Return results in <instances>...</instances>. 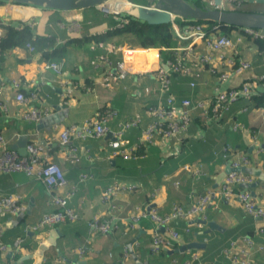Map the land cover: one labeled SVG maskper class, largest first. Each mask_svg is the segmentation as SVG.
I'll return each instance as SVG.
<instances>
[{
  "label": "crops",
  "instance_id": "0c3cea01",
  "mask_svg": "<svg viewBox=\"0 0 264 264\" xmlns=\"http://www.w3.org/2000/svg\"><path fill=\"white\" fill-rule=\"evenodd\" d=\"M13 5L0 4V39H8L11 28L26 25V35L44 48L31 52L23 45L0 53V137L4 149L19 156L26 155L28 143L45 146L43 157L61 168L67 184L50 194L35 173L0 172V196L16 194L24 207L20 214L0 215V246L6 248L0 250V264H231L229 245L243 237L252 241L254 264H264V232H259L264 216L253 217L237 198L217 193L236 158L245 156L243 167L260 169L264 175L263 104L255 97L241 98L216 113L210 105L219 91L264 75V45L230 30L236 56L223 51L218 74L205 66L172 77L174 106L179 109L185 99L192 103L187 130L168 138L156 131L147 142L143 135L158 120L150 107H165V95L154 77L163 62L159 49L130 46L124 39L115 44L89 41L118 22L99 9L63 12ZM224 9L235 10L226 4ZM237 10L264 13V0H245ZM112 46H129L132 53L123 56ZM194 49L203 51V45ZM240 61L249 68L237 74L233 70ZM49 62L61 67V78L47 67ZM119 62H125L127 76L110 87L102 85V78L115 72ZM227 72L229 79L219 80ZM18 93L24 96L21 102ZM30 109L40 111L38 122L24 117ZM108 113L105 136L79 134L87 122ZM71 126L76 127L71 142L78 161H73L69 147L57 143L58 132ZM118 134L127 141L121 149L129 152L128 159L109 146ZM244 174L251 182L241 189L264 209V176ZM115 186L134 188L104 201L102 194ZM209 192L214 194L202 213L174 220L166 229L149 215L134 218L152 209L160 216L169 214L176 205L189 206ZM55 195L66 198L78 218L40 226L45 215L62 212L53 204ZM95 217L108 223L109 234L90 232ZM168 229L178 233L177 241L167 235ZM157 234L170 241L169 248L152 250ZM194 255L197 261L191 260Z\"/></svg>",
  "mask_w": 264,
  "mask_h": 264
},
{
  "label": "built area",
  "instance_id": "2783aa9c",
  "mask_svg": "<svg viewBox=\"0 0 264 264\" xmlns=\"http://www.w3.org/2000/svg\"><path fill=\"white\" fill-rule=\"evenodd\" d=\"M199 1L201 5L214 8L218 10H225L224 6L231 5L235 10L239 9L241 4L245 0H195ZM208 3V4H207ZM126 10H128L127 5L122 3ZM15 8L20 7L18 4L13 5ZM103 11L106 15L121 14L119 11L113 9L111 4H108ZM123 19L117 24V27H122ZM220 24L214 25L213 30H216ZM173 30L177 38L182 42L177 48L173 50L178 54V56L173 61H163L162 64L158 66L155 70L154 77L158 79L159 92L165 95V107L152 108L150 107V113L158 117L152 125L145 131L143 135V140L150 142L154 133L158 131L162 133L164 137H170L172 134L185 133L188 127V121L190 117V111L192 108V103L190 100L185 99L179 109L174 106V97L170 93L171 76L172 73H178V75H191L193 71H199L205 66H209V72L218 74L216 67L219 65L220 61L224 58L223 51L229 50L232 52V57L236 56V49L233 40L228 35H214L206 36V24L201 22L191 21L184 25L182 29H179L173 23ZM22 28V25L15 27ZM190 28V29H189ZM17 30V29H16ZM238 31L237 33L241 37L249 38L253 41H261L264 43V31L250 28H233L231 31ZM203 45V51H198L194 49L195 45ZM29 51L33 52L34 49L31 45H25ZM112 49L120 51L123 56H129L132 53V48L128 47H114ZM166 50V49H164ZM232 60V59H231ZM232 61L229 60V65L232 66ZM47 67L52 69L56 76L62 77L61 67L55 62H49ZM249 68V64L240 61L237 68L233 71L239 74L243 70ZM128 74V69L125 67V62H119L116 67V71L110 73L108 76L102 78L101 84L110 87L117 81L124 79ZM229 79V73H222L219 76V80ZM192 84V83H191ZM193 85V84H192ZM191 85V86H192ZM264 88V75L258 77L256 80H246L242 82L239 86L231 87L225 91H219L215 96L214 100L210 103L212 106L213 113L220 111L227 107L229 103L238 101L241 98L250 99L253 96H258L260 92L258 88ZM264 95V93H263ZM23 94L18 93L16 95V100L23 101ZM199 107H203V103H198ZM264 108V102H263ZM107 115H100L97 120L87 122L82 128L78 129L79 134H85L91 138H100L107 134V129L104 127L103 123L106 122ZM24 117L32 122H38L42 118L40 111L37 109H30L24 112ZM131 124H125L124 128L129 127ZM76 127H68L58 132L57 143L60 147H69V152L73 161H78L76 158V149L72 147L71 137L75 133ZM120 135L114 136V140L109 144V146L114 149V154L123 155L124 159H128L129 152L121 149L127 144V141L121 139ZM0 172L10 173L21 171L26 176H31L33 173L36 174L38 180L44 185L46 191L50 194L56 193L57 191L63 189L67 180L61 168L50 158L43 157L45 146L40 144L28 143L26 145V155L19 156L16 152L7 151L4 149V142L0 137ZM237 160L230 163L231 168H239L246 166L248 160L245 156L236 158ZM251 182L250 176L242 172H230L225 175L217 193L223 195L226 198H237L240 201L241 206L244 211L253 217H263L264 209L259 208L255 205L249 192L241 189L242 185H247ZM237 188V189H234ZM134 187H123L115 186L108 189L102 194V199L104 201H109L111 195L116 194L120 191L132 190ZM213 192H209L205 195H200L197 200L189 206L176 205L169 214L160 216L154 209L150 210L148 213L143 211L138 213L134 218L137 219L140 215L147 216L157 223L159 227H168V225L177 219H188L202 213L211 199ZM214 194V193H213ZM20 197L16 194H8L0 196V215H16L23 211V205L20 202ZM53 204L55 207L62 210V212H55L50 215H45L40 226L56 223L59 220L67 218L69 220H74L78 218L77 214L69 208L68 200L63 197L54 196ZM114 209V205H111ZM34 229H37L35 227ZM89 229L92 234L107 235L110 232L108 223L105 220H100L99 217H95L89 223ZM188 231V230H187ZM259 232H264V228H260ZM167 235L177 241L179 238L178 233L174 230H166ZM2 234V226H0V236ZM170 241H165L159 234L155 235L153 240L152 250L154 252L159 251L160 248H169ZM263 247H257V250H262ZM0 250L5 251L6 248L1 245ZM80 254L82 251L79 250ZM254 252L253 244L250 238L243 237L242 239L234 240L230 243L227 250V255L231 264H254L252 261V254ZM192 261H197L198 257L196 255L191 257ZM197 264H220V263H203L201 261Z\"/></svg>",
  "mask_w": 264,
  "mask_h": 264
},
{
  "label": "water",
  "instance_id": "95a60500",
  "mask_svg": "<svg viewBox=\"0 0 264 264\" xmlns=\"http://www.w3.org/2000/svg\"><path fill=\"white\" fill-rule=\"evenodd\" d=\"M22 6H32L52 11H81L91 8L104 10L113 2L125 3L127 14L148 25L173 24L174 19L188 21L211 22L237 28H250L264 31V13L246 12L241 10H218L203 5L191 4L186 0H144V4H135L134 0H0ZM43 119L40 121V123ZM57 122V121H56ZM25 142V140H24ZM26 146V145H25ZM244 172L259 178L264 175L260 169L246 167L228 168L226 173ZM242 185V187H247ZM192 246V245H189ZM10 253V252H9Z\"/></svg>",
  "mask_w": 264,
  "mask_h": 264
},
{
  "label": "trees",
  "instance_id": "16d2710c",
  "mask_svg": "<svg viewBox=\"0 0 264 264\" xmlns=\"http://www.w3.org/2000/svg\"><path fill=\"white\" fill-rule=\"evenodd\" d=\"M5 2L0 1V4H4ZM197 5V4H196ZM96 9V8H91ZM113 18H117L118 22H115L114 26L106 31L103 34L97 35V37L92 38L89 37V41L97 40L100 43L112 42L113 44L118 43L117 39H124L130 46H138L144 49H159V56L162 61H173L178 54L173 50L177 48L182 42L177 38L175 35L174 30L169 27L168 25H148L142 21H139L135 17L127 14H112L110 15ZM123 19L122 27H117L116 24H119ZM206 24L205 34L206 36H214L218 34L228 35V32L237 27L231 26H224L219 25L216 30H213L212 27L214 25H218L216 23L211 22H201ZM26 26V25H25ZM25 26L19 29H12L11 36L6 39H0V53L13 48V47H20L23 45H31L34 51L39 48H44V46L39 42V40H33L29 38L25 33ZM184 27V26H183ZM182 27V28H183ZM75 43V42H74ZM256 43L260 45H264L261 41H256ZM166 49V50H164ZM48 55V53H46ZM179 76L178 73H172L171 77ZM260 88H258L259 91ZM258 100L260 103L263 104L264 102V95L263 93L259 94L258 96H253ZM139 149V148H138ZM138 151V150H137ZM242 190V189H239Z\"/></svg>",
  "mask_w": 264,
  "mask_h": 264
},
{
  "label": "rangeland",
  "instance_id": "374dc122",
  "mask_svg": "<svg viewBox=\"0 0 264 264\" xmlns=\"http://www.w3.org/2000/svg\"><path fill=\"white\" fill-rule=\"evenodd\" d=\"M186 1H188L189 3H191V4H197V5H201L200 4V2L199 1H195V0H186ZM134 3L135 4H144L145 2H144V0H134ZM126 8L124 7L123 9H121V10H117V11H119L120 13H126ZM193 21V20H192ZM188 22H191V21H188V20H184V19H181V18H176V19H174V21H173V23L179 28V29H182V27L185 25V24H187ZM195 22H197V21H195ZM199 22V21H198ZM173 24L172 23H170V24H168V26L169 27H171L172 29H173V26H172ZM190 29V28H189Z\"/></svg>",
  "mask_w": 264,
  "mask_h": 264
},
{
  "label": "bare ground",
  "instance_id": "6f19581e",
  "mask_svg": "<svg viewBox=\"0 0 264 264\" xmlns=\"http://www.w3.org/2000/svg\"><path fill=\"white\" fill-rule=\"evenodd\" d=\"M111 6L113 7V9H115V10H121V9H123L125 6L122 4V3H120V2H118V3H116V2H113V3H111ZM20 12V11H19ZM116 15V14H115Z\"/></svg>",
  "mask_w": 264,
  "mask_h": 264
}]
</instances>
